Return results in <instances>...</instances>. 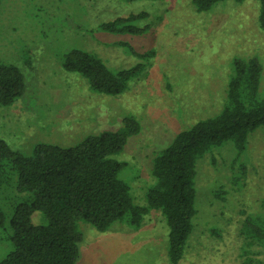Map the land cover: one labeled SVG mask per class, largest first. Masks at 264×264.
<instances>
[{"label":"rangeland","instance_id":"374dc122","mask_svg":"<svg viewBox=\"0 0 264 264\" xmlns=\"http://www.w3.org/2000/svg\"><path fill=\"white\" fill-rule=\"evenodd\" d=\"M260 0H225L198 12L192 0H2L0 60L23 73L25 91L0 105V139L32 155L39 144L73 146L86 137L136 118L141 129L115 157L127 163L121 177L134 202L145 205L154 182L152 163L181 130L222 110L236 59L257 57L262 66L258 95L264 99V30L258 26ZM145 13L133 22L142 34H115L103 22ZM81 48L100 56L114 71L142 63L118 95L97 93L84 77L64 69L63 59ZM150 53L142 58L139 54ZM193 231L179 264H264V243L247 244L241 234L248 216L264 215V128L248 136L238 154L227 142L196 164ZM11 174L0 188V262L12 249L9 220L29 199ZM34 224H44L39 211ZM75 264H169L168 227L150 210L138 227L116 222L99 231L85 221Z\"/></svg>","mask_w":264,"mask_h":264},{"label":"trees","instance_id":"16d2710c","mask_svg":"<svg viewBox=\"0 0 264 264\" xmlns=\"http://www.w3.org/2000/svg\"><path fill=\"white\" fill-rule=\"evenodd\" d=\"M133 1V0H129ZM225 0H192L196 11H210ZM241 3L245 0H234ZM2 0H0L1 10ZM145 13L103 22L99 28L115 34H142L134 25ZM258 26L264 30V0H260ZM150 53L139 54L147 58ZM63 67L84 77L89 88L107 95L120 94L142 68V63L114 71L95 53L75 48ZM263 66L257 57L236 59L227 83V101L217 114L179 131L153 159L154 182L145 205L134 202L130 184L121 177L127 163L117 159L130 137L139 133V121L127 116L116 131L106 130L73 146L39 144L32 155L15 151L0 139V188L18 175L17 188L29 199L15 208L9 220L12 249L0 264H75L83 239L79 221L106 231L116 222L138 227L150 210H159L168 227L167 258L179 264L193 231L196 209V164L215 146L231 142L241 154L248 136L264 128V99L259 93ZM22 71L0 60V105L12 104L25 91ZM39 211L46 219L34 224ZM6 215L0 211V227ZM247 244L264 243V215L248 216L241 228ZM249 264V263H248Z\"/></svg>","mask_w":264,"mask_h":264}]
</instances>
